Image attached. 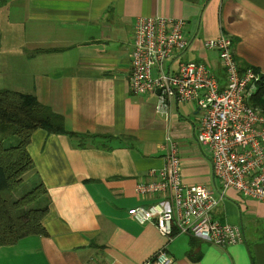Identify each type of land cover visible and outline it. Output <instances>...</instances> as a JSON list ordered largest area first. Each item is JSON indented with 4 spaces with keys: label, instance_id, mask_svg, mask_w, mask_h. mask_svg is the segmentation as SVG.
<instances>
[{
    "label": "crops",
    "instance_id": "obj_1",
    "mask_svg": "<svg viewBox=\"0 0 264 264\" xmlns=\"http://www.w3.org/2000/svg\"><path fill=\"white\" fill-rule=\"evenodd\" d=\"M140 15L185 20L189 44L166 62L171 73L181 61L201 62L225 83L217 51L203 45L224 33L237 64L264 74V0H2L0 41L14 43L0 44V83L35 95L77 135L33 131V168L23 180L45 188L37 207H47V234L0 245V264H141L163 247L171 264H264V203L233 189L220 194L210 152L197 142V105L172 99L164 115L154 93L129 90ZM167 137L177 143L183 183L220 196L211 217L238 226L241 241L217 246L190 234L167 240L127 215L158 200L135 186L162 168Z\"/></svg>",
    "mask_w": 264,
    "mask_h": 264
},
{
    "label": "built area",
    "instance_id": "obj_2",
    "mask_svg": "<svg viewBox=\"0 0 264 264\" xmlns=\"http://www.w3.org/2000/svg\"><path fill=\"white\" fill-rule=\"evenodd\" d=\"M185 24L182 18L136 16L129 90L133 94L154 93L155 110L164 115L172 99L194 102L201 112L197 142L210 152L220 194L233 189L243 197L264 203V108L250 102L259 74L252 66L239 70L231 37L224 33L205 39L203 45L217 51L225 83H219L201 62L181 61L174 73L169 72L166 62L188 47ZM163 161L161 169L149 171L151 180L135 186L140 196L159 194L158 200L132 206L127 215L139 224H152L167 240L177 234H190L217 246L241 241L238 226L219 223L211 217L220 196L205 185L183 183L178 146L170 137L166 138ZM171 262L163 247L141 264Z\"/></svg>",
    "mask_w": 264,
    "mask_h": 264
},
{
    "label": "trees",
    "instance_id": "obj_3",
    "mask_svg": "<svg viewBox=\"0 0 264 264\" xmlns=\"http://www.w3.org/2000/svg\"><path fill=\"white\" fill-rule=\"evenodd\" d=\"M0 0V5H1ZM249 65L238 64L239 70ZM259 74L256 90L250 102L264 108V74ZM41 128L48 133L77 134L65 129L63 117L35 95L6 88L0 89V245H11L27 235H46L42 219L47 207H29L45 193L39 183L30 191L14 198L12 191L23 176L33 168L27 150L34 130Z\"/></svg>",
    "mask_w": 264,
    "mask_h": 264
},
{
    "label": "rangeland",
    "instance_id": "obj_4",
    "mask_svg": "<svg viewBox=\"0 0 264 264\" xmlns=\"http://www.w3.org/2000/svg\"><path fill=\"white\" fill-rule=\"evenodd\" d=\"M14 40L19 39V35H12ZM14 42H6L4 40L0 41V44H5V45H9V44H13ZM1 88H9L8 84L5 83H0V89ZM36 184H31L30 181H26V180H22V182L16 186V188L12 191V196L14 198H17L19 196L24 195L25 193H27L28 191H30ZM38 205V201H33L29 207H37Z\"/></svg>",
    "mask_w": 264,
    "mask_h": 264
}]
</instances>
